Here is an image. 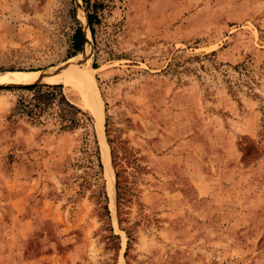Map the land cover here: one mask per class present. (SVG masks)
<instances>
[{
  "label": "rangeland",
  "instance_id": "1",
  "mask_svg": "<svg viewBox=\"0 0 264 264\" xmlns=\"http://www.w3.org/2000/svg\"><path fill=\"white\" fill-rule=\"evenodd\" d=\"M85 54L113 197L74 88L0 83V264H264V0H0V71Z\"/></svg>",
  "mask_w": 264,
  "mask_h": 264
},
{
  "label": "bare ground",
  "instance_id": "2",
  "mask_svg": "<svg viewBox=\"0 0 264 264\" xmlns=\"http://www.w3.org/2000/svg\"><path fill=\"white\" fill-rule=\"evenodd\" d=\"M80 11L81 9L78 8ZM78 13V12H77ZM80 13V12H79ZM83 14V10H82ZM79 14V15H82ZM78 15V14H77ZM78 15V16H79ZM77 16V17H78ZM80 17V16H79ZM82 22L85 21V15L80 17ZM87 35V34H86ZM88 36V35H87ZM83 54V53H82ZM84 56H71L67 58L60 66L48 69L45 72L40 71H0V83H17L26 84L36 81L40 78L46 81L59 80L74 88L81 96L83 105L89 108L94 117V125L98 135L99 147L101 152V161L103 164L105 177L107 179V192L113 197L112 172L108 156V148L104 141L100 125L102 124L101 117V99L94 85L91 72L85 65ZM69 64V65H68ZM74 64V65H73ZM68 65L66 68H64ZM86 66V67H85ZM59 72L58 69L62 68ZM94 69V68H93ZM43 81V80H42ZM98 110V111H97Z\"/></svg>",
  "mask_w": 264,
  "mask_h": 264
},
{
  "label": "trees",
  "instance_id": "3",
  "mask_svg": "<svg viewBox=\"0 0 264 264\" xmlns=\"http://www.w3.org/2000/svg\"><path fill=\"white\" fill-rule=\"evenodd\" d=\"M87 21H88V24H89L90 31L93 34V26H92V24H93L94 21H96L95 15H93L91 13H88L87 14ZM83 39H84L83 31H82V29L80 27H77L76 30H75V33L73 35V48H74V51H77V50H79L81 48V44H82ZM43 86H45V88L47 89V92L51 96L56 97V95L58 93H56L55 90L60 87V84H37L35 82L24 84V87L25 88H29V89L34 88V87L40 88V87H43ZM60 95H61V93H60ZM77 111L81 114L80 119H77V121L82 120V122H84L85 120H88V121L91 120V117L85 111H83V110H81L79 108H77ZM96 160H97V166L101 167V163H100L98 155L96 157ZM102 195H103V197H105L104 193ZM103 208L106 211V214H108V210H107L106 204L103 206Z\"/></svg>",
  "mask_w": 264,
  "mask_h": 264
},
{
  "label": "water",
  "instance_id": "4",
  "mask_svg": "<svg viewBox=\"0 0 264 264\" xmlns=\"http://www.w3.org/2000/svg\"><path fill=\"white\" fill-rule=\"evenodd\" d=\"M84 40L86 41L87 40V35H84ZM33 83V82H32ZM6 84H9V83H6ZM26 84H28V83H26ZM0 85H2V84H0Z\"/></svg>",
  "mask_w": 264,
  "mask_h": 264
}]
</instances>
